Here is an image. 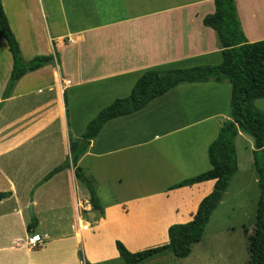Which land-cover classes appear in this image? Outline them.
<instances>
[{"label": "crops", "instance_id": "crops-1", "mask_svg": "<svg viewBox=\"0 0 264 264\" xmlns=\"http://www.w3.org/2000/svg\"><path fill=\"white\" fill-rule=\"evenodd\" d=\"M213 2L1 0L23 60L54 56L57 63L22 77L0 109V193L10 194L0 201V254L28 256L39 248L29 239L41 236L37 230L45 208L55 214L57 230L41 237L68 247L66 264L68 254L73 264L118 260L116 242L130 253L166 245L171 226L193 220L215 181L168 188L211 169L207 149L229 120L228 82L180 85L141 111L105 124L78 162L95 181L97 197L104 191L112 198L100 204L102 216L91 209L89 194L72 170L40 185L32 199L30 193L69 158L70 139L80 138L113 101L128 97L144 72L221 63L217 34L202 23L214 13ZM252 2L235 0L250 44L264 41V0L256 9ZM12 67L7 43L0 40V103ZM254 106L264 115V100ZM234 148L237 172L220 204L234 179L253 171L252 139L240 132ZM30 207L37 225L28 233ZM67 207L72 221L64 225ZM80 223L88 225L87 235L79 232ZM158 229H165L163 239L155 234ZM143 240L148 246H131ZM104 241H111L115 258L90 260Z\"/></svg>", "mask_w": 264, "mask_h": 264}, {"label": "trees", "instance_id": "trees-1", "mask_svg": "<svg viewBox=\"0 0 264 264\" xmlns=\"http://www.w3.org/2000/svg\"><path fill=\"white\" fill-rule=\"evenodd\" d=\"M213 3L214 13L207 15L202 23L217 34L221 44V63L217 66L144 72L128 97L113 101L88 123L80 138L70 139L69 158L48 173L30 193L32 199L34 191L40 185L63 171L72 170L75 179L89 194L91 209L102 216L103 208L97 197L95 181L78 166V162L105 124L141 111L151 101L180 85L228 82L231 87L229 120L222 124L216 139L207 149L211 169L168 188V191H173L215 181L213 191L201 201L191 222L174 225L168 229V244L130 253L120 242H116L115 248L120 264H145L168 255L176 260H184L190 256L192 246L201 241L211 215L218 208L231 179L237 172L234 141L240 132L253 141L252 168L257 177L260 193L253 230L250 234L246 233L248 264H264V115L254 106L255 101L264 100V41L251 44L247 42L241 29L235 0H214ZM0 40L7 43L13 61L11 76L0 103L1 109L3 102L10 97L22 77L46 66L55 65L57 60L54 56L23 60L19 45L4 14L1 0ZM9 196V193H0V201ZM36 225L37 221L33 217L27 232L31 233Z\"/></svg>", "mask_w": 264, "mask_h": 264}, {"label": "rangeland", "instance_id": "rangeland-1", "mask_svg": "<svg viewBox=\"0 0 264 264\" xmlns=\"http://www.w3.org/2000/svg\"><path fill=\"white\" fill-rule=\"evenodd\" d=\"M257 2L258 0H253L252 8L256 9L258 7ZM254 176V171H249L242 179H234L228 194L224 196L222 204H219L211 215L201 241L192 246V254L188 259L176 260L168 255V259L162 262H159L157 260L159 258H157L152 260L153 262L149 261L145 264H248L246 233L250 234L253 230L256 204L260 194ZM98 194L101 206L112 199L104 191H98ZM43 212L41 227L37 230L41 236L43 232L53 233L57 230L53 222L55 214L49 212L47 208ZM64 212V225H66L72 221L71 209L67 207ZM28 213L32 218L29 209ZM80 225L82 227H79V232L85 230L84 233L87 235L89 232L88 225H82L81 223ZM155 234L163 239L165 229H158ZM49 243V241L44 242L43 240L38 247L42 249L46 245V250L39 251V248H35L30 251L28 256H23L20 253H13L12 256L8 253L0 254V264H28V261L34 262V264H62V259L66 256L63 252L68 247L55 246ZM139 243L131 246L134 248L148 246L146 245L148 242L145 240ZM89 255L90 260L115 258L111 241H104L99 251H91ZM66 260L69 261L68 264H73L70 254H68ZM105 264H120V261L118 259Z\"/></svg>", "mask_w": 264, "mask_h": 264}, {"label": "built area", "instance_id": "built-area-1", "mask_svg": "<svg viewBox=\"0 0 264 264\" xmlns=\"http://www.w3.org/2000/svg\"><path fill=\"white\" fill-rule=\"evenodd\" d=\"M43 241L42 237L38 234H32L31 235V238L29 239V244L32 246V247H36L38 246L39 244H41Z\"/></svg>", "mask_w": 264, "mask_h": 264}, {"label": "water", "instance_id": "water-1", "mask_svg": "<svg viewBox=\"0 0 264 264\" xmlns=\"http://www.w3.org/2000/svg\"><path fill=\"white\" fill-rule=\"evenodd\" d=\"M29 212H30V215L33 217L32 208L31 207L29 208Z\"/></svg>", "mask_w": 264, "mask_h": 264}, {"label": "bare ground", "instance_id": "bare-ground-1", "mask_svg": "<svg viewBox=\"0 0 264 264\" xmlns=\"http://www.w3.org/2000/svg\"><path fill=\"white\" fill-rule=\"evenodd\" d=\"M261 3V2H260ZM263 5V4H262Z\"/></svg>", "mask_w": 264, "mask_h": 264}]
</instances>
